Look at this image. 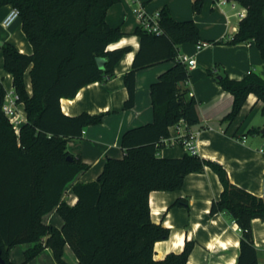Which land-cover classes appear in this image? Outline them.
Listing matches in <instances>:
<instances>
[{
  "label": "trees",
  "instance_id": "1",
  "mask_svg": "<svg viewBox=\"0 0 264 264\" xmlns=\"http://www.w3.org/2000/svg\"><path fill=\"white\" fill-rule=\"evenodd\" d=\"M118 1L0 0V7L11 4L19 8L34 51L24 53L9 41L0 45L17 102L24 103L27 113L17 132L3 111L7 90L0 82V258L15 264L10 259L12 247L32 243L21 264L46 247L52 248L60 264H68L63 257L68 244L78 258L76 264H186L192 250L189 242L181 252L154 258L155 243L167 239L170 230L153 222L149 195L153 190L180 189L187 174L203 172L209 166L223 185L210 214L225 211L239 223L242 235L236 264H258L251 224L257 217L264 221V195L236 185L220 162L198 153L186 150L180 157L159 155L171 126L184 123L188 129L200 120L198 101L183 86L191 71L178 57L182 44L204 40L194 19H176L168 5L159 10L161 33L135 27L139 48L124 74L128 90L125 108H132L136 73L173 62L151 85L152 122L124 132L121 146L126 154L108 157L95 180L73 184L78 197L74 205L62 198L66 186L89 168L68 150V141L82 136L87 126L102 122L104 113L69 116L62 111L60 100L75 97L87 84L112 78L120 59L131 50L129 45L109 48L125 35L121 26H111L106 19L110 6ZM233 1L247 12L228 42L253 41L264 59V0ZM203 4L204 0H196L195 12L200 13ZM30 66L31 94L25 83ZM218 81L233 95V108L224 120L236 118L250 93L262 102L264 115V78L259 73L252 70L240 80L224 74ZM174 204L188 206L189 201L180 197ZM54 208L63 218L61 228L42 221Z\"/></svg>",
  "mask_w": 264,
  "mask_h": 264
},
{
  "label": "crops",
  "instance_id": "2",
  "mask_svg": "<svg viewBox=\"0 0 264 264\" xmlns=\"http://www.w3.org/2000/svg\"><path fill=\"white\" fill-rule=\"evenodd\" d=\"M196 0H119L110 6L106 19L111 26H121L124 37L109 48L131 46L116 65L115 75L106 82H92L82 87L75 97H62L60 100L65 114L77 115L82 112L104 113L102 122L87 126L82 136L68 141V150L79 156L89 165L70 182L62 196L74 205L77 195L73 191L76 182H90L97 178L108 157L122 158L125 151L121 146L124 132L134 126L152 122L153 106L151 85L159 75L172 65V61L155 64L136 73V98L132 108H125L128 90L124 74L131 68L135 53L139 48V37L134 34L140 20L134 8L141 5L148 14H154L164 5L170 6L172 15L178 20L194 19L200 28L204 41L213 40L201 50L195 43H184L180 53L195 57L197 66L191 70L190 77L183 84L198 101L200 120L186 129L184 123L170 127V137L159 150L163 157L184 156L186 147L182 137L189 132L196 134L197 153L207 159L220 162L229 173L230 180L257 196L264 195V116L259 115L262 102L250 93L232 121L224 117L233 108V95L218 81V75H228L240 80L250 71H256L264 78V59L255 42H228L238 31L240 20L247 9L233 0H204L201 12L194 10ZM13 7L5 4L0 7V45L9 41L24 53L31 54L33 45L26 36L22 20L18 18L7 29L2 25L6 14ZM0 46V82L7 93L14 92L13 77L5 69ZM30 68L25 72L28 92L32 93ZM213 73H212V72ZM18 127L26 122L27 113L23 102H16ZM252 130V132H249ZM223 185L218 174L206 166L203 172L186 175L180 189L153 190L149 195L151 218L170 230L167 239L155 243V259H163L171 252H181L186 243H192L191 255L186 264H236L240 253L242 231L228 212L210 214L213 200L220 197ZM188 198V206L174 204L177 198ZM45 224L58 228L63 218L54 208L42 217ZM251 229L257 248L258 264H264V221L252 219ZM32 243L17 244L10 250V259L21 264L25 250ZM66 248H70L68 244ZM71 249V248H70ZM72 250V249H71ZM55 260L50 247H46L32 260H39L42 254ZM75 254V253H74ZM41 258V257H40ZM47 258V257H45ZM74 264L78 258L74 255Z\"/></svg>",
  "mask_w": 264,
  "mask_h": 264
},
{
  "label": "built area",
  "instance_id": "3",
  "mask_svg": "<svg viewBox=\"0 0 264 264\" xmlns=\"http://www.w3.org/2000/svg\"><path fill=\"white\" fill-rule=\"evenodd\" d=\"M134 12L138 16L140 20V25L148 30L149 32L159 34L162 32V28L160 27V13L157 11L154 14H148L143 6L139 5L134 8ZM18 18L20 17V10L17 7H12L9 12L6 14L5 18L2 21V25L7 29L10 27ZM209 42L207 41H199L195 43L197 50H201L205 46H207ZM179 60L183 61L187 64V67L191 71L197 66V60L195 57L188 56L186 54H179ZM17 95L15 92H9L5 96V100L3 102V111L7 116H9L10 121L14 124L15 130L19 132L18 127V117L17 109H16ZM196 134L190 132L189 134H185L182 138V142L184 143L187 150L192 153H197L196 146ZM264 151V149H261Z\"/></svg>",
  "mask_w": 264,
  "mask_h": 264
},
{
  "label": "rangeland",
  "instance_id": "4",
  "mask_svg": "<svg viewBox=\"0 0 264 264\" xmlns=\"http://www.w3.org/2000/svg\"><path fill=\"white\" fill-rule=\"evenodd\" d=\"M259 115H263L262 112L259 113ZM264 116V115H263ZM52 249V248H51ZM53 251V250H52ZM74 250H71L70 248H66L64 247V254H63V257L65 259V261L68 263V264H74V261H73V258H74ZM54 253V252H53ZM41 257V258H40ZM39 257V260H32L30 264H60L57 259L56 261L55 260H50L48 258V256H46V254H42V256ZM47 257V258H45ZM55 257V256H54Z\"/></svg>",
  "mask_w": 264,
  "mask_h": 264
},
{
  "label": "water",
  "instance_id": "5",
  "mask_svg": "<svg viewBox=\"0 0 264 264\" xmlns=\"http://www.w3.org/2000/svg\"><path fill=\"white\" fill-rule=\"evenodd\" d=\"M98 61H99L100 65L103 64V59L100 58V59H98ZM218 78H221V75H218ZM261 131H262V133H264V128ZM0 261L2 264H7L2 258H0Z\"/></svg>",
  "mask_w": 264,
  "mask_h": 264
}]
</instances>
